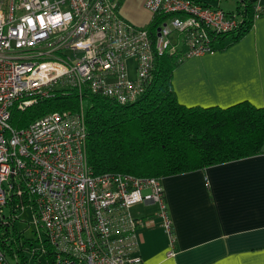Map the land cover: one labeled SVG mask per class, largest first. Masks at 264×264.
Returning <instances> with one entry per match:
<instances>
[{"label":"built area","instance_id":"obj_1","mask_svg":"<svg viewBox=\"0 0 264 264\" xmlns=\"http://www.w3.org/2000/svg\"><path fill=\"white\" fill-rule=\"evenodd\" d=\"M121 1L0 0V222L12 195L27 196L55 264H142L143 223L131 213L140 204L157 206L173 244L160 178L90 169L83 101L134 103L157 56L214 54L239 28L236 15L197 0H144L152 27L138 29L119 16ZM71 92L74 111L14 128L16 112Z\"/></svg>","mask_w":264,"mask_h":264},{"label":"crops","instance_id":"obj_2","mask_svg":"<svg viewBox=\"0 0 264 264\" xmlns=\"http://www.w3.org/2000/svg\"><path fill=\"white\" fill-rule=\"evenodd\" d=\"M229 1L230 11L213 7L236 13L238 0ZM241 1L263 13L238 40L225 36L214 54L174 69L180 104L227 108L246 101L264 109V0ZM161 185L173 244L157 206L140 204L133 215L143 223L136 236L142 264H264V145L258 155L165 177Z\"/></svg>","mask_w":264,"mask_h":264},{"label":"trees","instance_id":"obj_3","mask_svg":"<svg viewBox=\"0 0 264 264\" xmlns=\"http://www.w3.org/2000/svg\"><path fill=\"white\" fill-rule=\"evenodd\" d=\"M263 13L255 6L237 1L240 18L238 40L254 19ZM151 25L147 28H151ZM184 61L176 52L157 56L144 95L136 102L118 105L97 96L83 101L87 134V162L96 175L121 174L137 178H165L258 155L264 145V109L243 101L227 108L187 107L179 103L172 88L174 69ZM55 102H43L16 112L15 129H22L46 112L65 108L74 111V94L56 95ZM21 197L12 195L8 216L0 222V250L17 258L21 254V234L9 223L18 213L10 204ZM29 206L27 196L21 204ZM5 207V208H6ZM19 206H16V208ZM5 219V220H4ZM44 252L55 264L44 235ZM23 264V262H17Z\"/></svg>","mask_w":264,"mask_h":264},{"label":"rangeland","instance_id":"obj_4","mask_svg":"<svg viewBox=\"0 0 264 264\" xmlns=\"http://www.w3.org/2000/svg\"><path fill=\"white\" fill-rule=\"evenodd\" d=\"M211 6H219L224 11H230L233 8L228 0H202ZM234 11V10H233ZM119 16L131 26L138 29H147L152 23V16L148 14L140 4L139 0H123L119 9ZM19 197V196H16ZM15 204H10L18 213L10 216V224L20 233L21 254L17 258H12L6 254L9 264H49L47 257L42 249H44V231L36 223V218L30 206L21 204L22 197L15 200ZM16 206H19L16 208ZM142 205H137L131 209L132 214L142 212ZM9 208H4V216H8ZM5 220V219H4Z\"/></svg>","mask_w":264,"mask_h":264}]
</instances>
